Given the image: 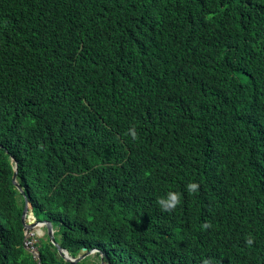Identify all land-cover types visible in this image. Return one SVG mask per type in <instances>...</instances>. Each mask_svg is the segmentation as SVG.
I'll use <instances>...</instances> for the list:
<instances>
[{
  "label": "trees",
  "instance_id": "obj_1",
  "mask_svg": "<svg viewBox=\"0 0 264 264\" xmlns=\"http://www.w3.org/2000/svg\"><path fill=\"white\" fill-rule=\"evenodd\" d=\"M0 145V264H72L24 194L72 256L264 264V0H0Z\"/></svg>",
  "mask_w": 264,
  "mask_h": 264
},
{
  "label": "clouds",
  "instance_id": "obj_2",
  "mask_svg": "<svg viewBox=\"0 0 264 264\" xmlns=\"http://www.w3.org/2000/svg\"><path fill=\"white\" fill-rule=\"evenodd\" d=\"M129 131H130V134L132 135V137L135 139L137 137V133L135 131V128L134 127L133 128H130ZM1 146L2 145H0V147ZM11 162H12V165H13V177H14V173H15V169L16 168H17V171H18V174H19L18 160L15 159L14 157H12ZM12 181H13V184H14L15 188L20 193L23 194L24 188L20 185V182H19V179H18V175H17V184L14 183V178H13ZM186 187H187V191L189 193H196L198 191L199 185L196 182H190ZM23 196H24V199H25V207H24V210L26 208L27 202L29 203V209H28V212H27V215H26V223L28 225L34 224V227L32 229H30L29 231H27V228L24 226V228H25V239H24V246H25V248L27 250H29L30 252H32L35 257L39 258L40 257L39 256L40 238H43V237L48 236L49 239H50V241H51V243L54 246L57 247L58 253L60 254L58 246L53 243V241H52V239H51V237L49 235L47 223L50 222L52 224L53 231H54V236L56 238V241L61 245V243L59 242V240H58V238L56 236V234H57V227L49 219H37L35 217V215H34L33 207H32V204H31L28 196L26 194H24ZM179 203H180V194L179 193H176V192H169L165 198H161V199L158 200V204L160 205L161 209L164 210V211H171V210L175 209V207ZM24 210H23V214H22V222H23ZM23 225H24V223H23ZM201 227L204 228V229H207V228L211 227V225L208 224V223H204ZM247 243L249 245H251L253 243L252 239H248L247 240ZM61 247H62V250L68 252L69 256L72 259H75V258L79 257L81 254H84V253H87L88 251H90V250H88L87 247H84V248H87V251H83V249H84L83 248L82 249V252L78 256H72L67 248H64L62 245H61ZM95 249H96V251H93L91 254H88L82 260H84V259H86V258H88V257H90V256H92L94 254L96 255V253L99 250L97 248H94L92 250H95ZM61 256H63L65 258L64 255H61ZM65 260L66 261H69L66 258H65ZM69 262H71V261H69ZM103 263L104 264H107V262H105L103 260H100V263H96V264H103ZM38 264H41L40 259H39V263ZM72 264H74V263H72ZM203 264H210V262H209V260L205 259L203 261Z\"/></svg>",
  "mask_w": 264,
  "mask_h": 264
},
{
  "label": "water",
  "instance_id": "obj_3",
  "mask_svg": "<svg viewBox=\"0 0 264 264\" xmlns=\"http://www.w3.org/2000/svg\"><path fill=\"white\" fill-rule=\"evenodd\" d=\"M17 175H18V171H17V168L15 169V173H14V183L17 184ZM28 209H29V203L27 202L26 204V208L24 210V215H23V223H24V226L27 228V231H29L30 229H32L34 227V224H31V225H28L26 223V215H27V212H28ZM47 226H48V232H49V235L53 241L54 244H56L59 248V252L61 255H64L65 258L69 261H71L72 263H77L79 261H81L83 258H85L88 254H91L93 251H96L95 250H90L88 251L87 253H84V254H81L79 257L75 258V259H72L68 252L67 251H64L62 250V247L61 245L56 241V238L54 236V231H53V227H52V224L50 222L47 223ZM83 251H87V248H84ZM104 264V263H103Z\"/></svg>",
  "mask_w": 264,
  "mask_h": 264
},
{
  "label": "rangeland",
  "instance_id": "obj_4",
  "mask_svg": "<svg viewBox=\"0 0 264 264\" xmlns=\"http://www.w3.org/2000/svg\"><path fill=\"white\" fill-rule=\"evenodd\" d=\"M95 255V254H94ZM94 255L90 256V262L91 263H100V258L99 256L98 257H95Z\"/></svg>",
  "mask_w": 264,
  "mask_h": 264
}]
</instances>
